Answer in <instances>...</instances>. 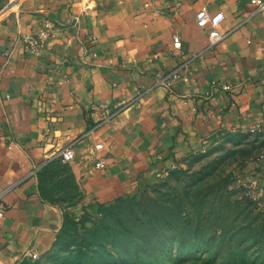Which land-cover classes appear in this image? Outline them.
<instances>
[{
  "label": "crops",
  "instance_id": "obj_1",
  "mask_svg": "<svg viewBox=\"0 0 264 264\" xmlns=\"http://www.w3.org/2000/svg\"><path fill=\"white\" fill-rule=\"evenodd\" d=\"M202 9L223 13L215 45ZM47 26L25 55L21 36ZM251 128L264 130V14L250 0H0V264H33L69 212L133 197L213 132Z\"/></svg>",
  "mask_w": 264,
  "mask_h": 264
},
{
  "label": "rangeland",
  "instance_id": "obj_2",
  "mask_svg": "<svg viewBox=\"0 0 264 264\" xmlns=\"http://www.w3.org/2000/svg\"><path fill=\"white\" fill-rule=\"evenodd\" d=\"M61 181V196L76 192ZM69 213L33 264H264V130L213 132L135 196Z\"/></svg>",
  "mask_w": 264,
  "mask_h": 264
},
{
  "label": "built area",
  "instance_id": "obj_3",
  "mask_svg": "<svg viewBox=\"0 0 264 264\" xmlns=\"http://www.w3.org/2000/svg\"><path fill=\"white\" fill-rule=\"evenodd\" d=\"M250 3L255 7L257 12H260L264 14V0H250ZM223 20V13L222 12H216L214 14H209L205 9H202L196 14V23L200 28L208 29V36L209 40L211 42V45H215L219 41L222 40L223 35L218 31V26L220 22ZM53 36L51 35V27H43L37 32H29L26 34H23L20 38V43L22 47V52L25 55L31 56V55H38L40 54L43 49L46 47V45L49 43ZM173 48L175 50L181 49V38L178 35L173 36ZM177 78V74H172L171 78ZM163 84L166 87H170V82L164 81ZM228 88V87H226ZM106 107H103V110H105ZM111 118V113H106L103 120L108 121ZM250 132L257 131V128H251L249 130ZM97 150L103 148V144H97L95 146ZM75 158V154L71 149L64 150L62 152V161L63 162H70ZM104 161L98 160L95 163V167L98 169H101L104 167ZM4 214V207L2 206L0 202V217H2ZM32 259H36L37 256L34 254L31 256Z\"/></svg>",
  "mask_w": 264,
  "mask_h": 264
},
{
  "label": "trees",
  "instance_id": "obj_4",
  "mask_svg": "<svg viewBox=\"0 0 264 264\" xmlns=\"http://www.w3.org/2000/svg\"><path fill=\"white\" fill-rule=\"evenodd\" d=\"M119 200H121V199H119ZM116 201H118V200H116ZM115 201V202H116ZM104 207V206H103ZM103 207H101V208H103ZM101 208H99L98 209V211L101 209ZM97 211V212H98ZM68 217H71V215H70V213H68V215H67V217H66V221H65V223H64V225H63V227L65 226V224H66V222H67V220H68ZM150 218H152V220H153V223H154V226H159L160 224H164L165 223V221L163 220V222H161V220L159 219V218H156V216H152V217H150ZM62 227V228H63ZM156 227H154L153 229H155ZM61 231V230H60ZM172 229H171V227H168V230H167V232L168 233H172ZM59 235V234H58ZM58 237V236H57ZM151 237L153 238L154 237V234L152 233V235H151ZM150 239V240H148V239H145V237H144V239H143V237L142 238H139L137 241V244H139V245H142V244H148V246L149 245H151V244H154V242H153V239Z\"/></svg>",
  "mask_w": 264,
  "mask_h": 264
}]
</instances>
